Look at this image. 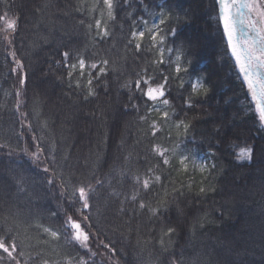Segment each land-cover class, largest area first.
Segmentation results:
<instances>
[{
    "label": "trees",
    "instance_id": "obj_1",
    "mask_svg": "<svg viewBox=\"0 0 264 264\" xmlns=\"http://www.w3.org/2000/svg\"><path fill=\"white\" fill-rule=\"evenodd\" d=\"M9 3L20 18L15 47L28 79L20 89L18 77L10 73L8 50L0 42V143L10 146L0 150V228L11 226L19 234L21 264H79L81 258L87 264H170L173 253L182 264H264V131H258L255 106L234 61L224 55L216 32L218 8L215 14L212 11L214 0H128L127 5L116 0L117 18L109 22L110 36L102 44L93 39L102 0ZM161 6L166 16L171 9L168 27L178 29L177 43L184 42L190 52L185 57L165 49L163 65L152 63L159 55L148 39V30L159 24ZM81 20L91 23L93 30L89 32ZM133 27L146 32L139 54L127 46ZM65 48L89 61L107 59V88L99 86L87 99L86 88L80 94L69 90L67 81L61 82L56 69L49 67L57 49ZM177 55L185 65L192 61L193 75L179 74L183 89L181 79L169 81L171 103L167 109L159 107L170 117L160 119L143 103L126 112L128 92L122 85L145 69L157 77H175ZM198 77L210 91L194 96L189 108L185 101ZM17 90L22 92L19 111ZM153 121L159 129L155 136ZM180 121L190 123L187 133L182 126L177 129ZM34 134L38 141H33ZM245 142L254 146L252 161L239 164L231 145ZM37 143L47 149L57 145L56 166L65 181H80L94 173L105 180L93 197L90 250L62 234L65 213L76 209L60 200L59 180L52 190L44 181L50 174L31 156ZM154 145L169 149L168 165L151 151ZM173 149L177 156H172ZM179 154L191 157L187 171L179 164ZM191 161L206 162L204 171ZM148 168L153 169V187L141 190L133 202L131 178L136 174L143 178ZM200 187L205 193L199 192ZM174 191L183 195L173 198ZM141 198L149 207H159L161 215L141 210ZM52 211L59 216L53 217ZM165 224L177 229L171 241L161 230ZM44 227L58 235L52 237ZM97 232L114 245L115 254L100 244Z\"/></svg>",
    "mask_w": 264,
    "mask_h": 264
},
{
    "label": "snow or ice",
    "instance_id": "obj_2",
    "mask_svg": "<svg viewBox=\"0 0 264 264\" xmlns=\"http://www.w3.org/2000/svg\"><path fill=\"white\" fill-rule=\"evenodd\" d=\"M121 4L127 5L128 0H120ZM143 3V0H141ZM102 8L100 10V17L95 18V36L93 39L102 44L110 36L109 22L116 20L115 9L119 6L116 0H102ZM12 5L9 0H0V42L6 46L7 55L11 58L10 73L19 79L20 89L26 87L28 74L21 58L18 57V52L15 47V36L18 33L19 16L13 14L11 11ZM218 8V27L216 32L220 34V43L224 46L225 56H230L234 61L235 70L246 87L247 92L255 106V116L258 120V131H264V0H214V7L212 9L215 14ZM169 15H165L163 6H161L159 24H154L148 30V39L151 41V48L155 49L159 58L153 60V64L163 65L165 63L164 52L165 49L169 52H179L185 57L190 56V52L186 51L184 42L177 43L179 39L178 29L176 27H168L171 23V9L167 10ZM87 23L89 32L93 30V25L84 20L81 24ZM164 27L161 28L160 26ZM222 30V32H221ZM146 32L137 30L135 27L130 29V35L127 37V46L133 49L135 53L139 54L144 49L143 41L145 40ZM171 43L172 47H167ZM109 61L107 59L92 60L79 52L74 53L65 48L64 50L57 49L55 57L50 62V69H56L58 78L61 82L67 81V86L72 92L77 94L83 93L86 88V99L96 95L97 88L104 85L107 88L106 77L108 75ZM192 61L189 59L187 65L181 61V56L177 55L174 71L177 74L175 77L163 75L157 77L149 74L145 69L143 72L136 73L135 79L127 80L122 87L127 89L128 103L125 106V111L129 109H139L141 103L147 107L149 113L155 111L159 113L160 119L167 120L170 117L168 110L161 111L159 105L165 106V109L170 105L168 97V84L170 80L181 79V88H184L182 78L179 76L181 72L191 76ZM86 78V85L84 80ZM198 77L196 82L191 84V95L185 101L187 107L191 108L194 104L193 97L200 94L202 91L207 96L210 89L203 87ZM75 81V83H73ZM206 83V80H205ZM78 90V92H77ZM16 107L17 111L20 110L21 105V90L16 91ZM22 117L26 113H21ZM141 120L147 123L145 116L140 117ZM187 133L191 127L190 123L180 121L176 127L179 130ZM30 130H32L30 128ZM152 135L155 136L158 129L157 123H151ZM40 138L33 135V141H38ZM179 142L177 147H179ZM56 147L55 143L52 144L50 149H47L43 144L37 143V150L31 153L33 160L42 165V171L46 175L44 181L50 190L54 189L56 181L59 180L60 192L58 196L62 201H68L71 207L76 209L75 213H65L66 219L63 222L62 228L64 235L68 236L81 249L90 250L89 241L93 235L92 232V216L93 197L98 189L103 188L105 180L97 176L95 173L80 181H65L62 172L56 166ZM10 148L7 144L0 143V150ZM231 148L235 153L236 162L243 164L244 162L251 163L254 146L247 145L240 146L232 144ZM238 149V150H237ZM151 151L162 159L163 165L169 164V149L154 145ZM172 156H177L176 151L173 149ZM214 154V153H211ZM41 156L45 157L41 161ZM51 157L49 160L48 157ZM191 157L188 155L179 154V164L187 171L188 162ZM194 167L199 166L203 172L206 167V162H201L199 165L195 161H191ZM152 168H148L143 173V178L140 174H136L131 178L132 196L131 200L135 202L140 196L141 190L148 192L153 187ZM155 182H159L161 177L156 175ZM142 186V189H141ZM24 191L23 188L20 189ZM205 187H200L199 192L205 193ZM56 195V193H54ZM173 198L183 195L181 191H174ZM127 199V197H126ZM139 208L144 210L148 208L153 217L161 215L160 208L149 207L141 198ZM223 209H221V214ZM53 217H58L59 213L52 211ZM77 215L80 217L77 219ZM7 223V221H5ZM87 225V227H85ZM166 229V231H165ZM44 232L49 233L52 237L58 235L56 230H51L44 227ZM162 232L171 241L173 234L177 233L175 226L167 224L162 226ZM100 244L115 254L114 245L99 238V233H95ZM23 241L20 240L19 234L11 227L0 228V264H21L20 257L24 255L22 248ZM161 244H164L163 238ZM39 259V256L36 257ZM27 264V262H25ZM69 264H73L69 261ZM79 264H87L83 258L79 260ZM94 264V262H93ZM170 264H182V261L176 257L175 253L172 254Z\"/></svg>",
    "mask_w": 264,
    "mask_h": 264
},
{
    "label": "rangeland",
    "instance_id": "obj_3",
    "mask_svg": "<svg viewBox=\"0 0 264 264\" xmlns=\"http://www.w3.org/2000/svg\"><path fill=\"white\" fill-rule=\"evenodd\" d=\"M245 87V86H244ZM245 91L247 92V89H246V87H245ZM247 94H248V92H247ZM248 96H249V94H248ZM250 97V96H249ZM251 99V98H250Z\"/></svg>",
    "mask_w": 264,
    "mask_h": 264
}]
</instances>
